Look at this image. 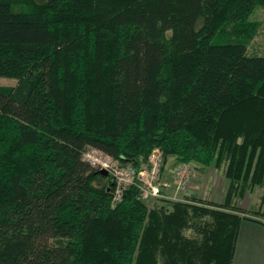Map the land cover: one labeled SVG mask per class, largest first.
Masks as SVG:
<instances>
[{"label":"trees","instance_id":"16d2710c","mask_svg":"<svg viewBox=\"0 0 264 264\" xmlns=\"http://www.w3.org/2000/svg\"><path fill=\"white\" fill-rule=\"evenodd\" d=\"M14 4H27L16 11ZM264 0H0V264H232L264 192ZM224 167L225 206L149 208L83 154ZM256 215L264 217V193Z\"/></svg>","mask_w":264,"mask_h":264},{"label":"rangeland","instance_id":"374dc122","mask_svg":"<svg viewBox=\"0 0 264 264\" xmlns=\"http://www.w3.org/2000/svg\"><path fill=\"white\" fill-rule=\"evenodd\" d=\"M36 1L40 3L44 0ZM11 9L16 11L27 10L28 5L14 4L12 5ZM244 25L243 35L247 41V54L251 56L264 55V6L256 8ZM17 84V79L0 77V86L14 88L17 86ZM158 150L163 156L160 185L165 197L162 199L170 200L166 197L173 195L176 185V180L172 172L173 166L179 162L176 161L174 156H168L165 158L162 151L160 149ZM143 161L144 159H141L140 165L144 164ZM188 165L193 169L195 175L189 183L185 193L182 192L179 194L182 198L181 200H195L198 203H201L202 201L207 202L208 204H213L217 207H226L225 200L229 186V180L225 177L224 167H201L195 162H191ZM164 184L166 185L164 186ZM263 193L262 187H256L252 192L247 193L244 198H239L238 196L235 197L233 204L240 210L241 214H246L247 217H252L253 215H256L255 211L260 209L259 206L261 205ZM162 199L152 198L143 202H145L149 208H153L155 206L163 205L164 203L162 202ZM111 207L114 208L115 206L111 204ZM261 218H263L261 220H264V217L261 216Z\"/></svg>","mask_w":264,"mask_h":264},{"label":"built area","instance_id":"2783aa9c","mask_svg":"<svg viewBox=\"0 0 264 264\" xmlns=\"http://www.w3.org/2000/svg\"><path fill=\"white\" fill-rule=\"evenodd\" d=\"M159 152L158 149L154 150L143 161L144 164L141 163L142 165L138 167L120 164L111 156L93 148L87 149L83 157L92 168L99 171H107L111 175L115 184L112 205L115 206L122 200L126 189L133 186L138 190V197L142 201L165 197L160 185L163 156ZM172 172L176 180V185L173 195L167 196L166 198L177 201L182 199L179 194L182 192L185 193L195 174L193 169L186 163L174 165Z\"/></svg>","mask_w":264,"mask_h":264},{"label":"crops","instance_id":"0c3cea01","mask_svg":"<svg viewBox=\"0 0 264 264\" xmlns=\"http://www.w3.org/2000/svg\"><path fill=\"white\" fill-rule=\"evenodd\" d=\"M253 215L243 219L232 264H264V220Z\"/></svg>","mask_w":264,"mask_h":264},{"label":"water","instance_id":"95a60500","mask_svg":"<svg viewBox=\"0 0 264 264\" xmlns=\"http://www.w3.org/2000/svg\"><path fill=\"white\" fill-rule=\"evenodd\" d=\"M100 172L103 173V174H105V175L108 174L107 171H104V170H101Z\"/></svg>","mask_w":264,"mask_h":264},{"label":"bare ground","instance_id":"6f19581e","mask_svg":"<svg viewBox=\"0 0 264 264\" xmlns=\"http://www.w3.org/2000/svg\"><path fill=\"white\" fill-rule=\"evenodd\" d=\"M126 165H130V164H126ZM100 171H101V170H100ZM100 171H99V172H100ZM107 175H109V173H108Z\"/></svg>","mask_w":264,"mask_h":264}]
</instances>
